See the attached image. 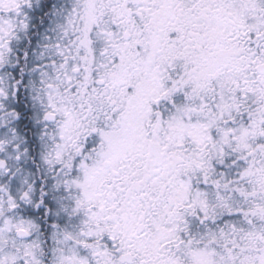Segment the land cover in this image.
<instances>
[{
  "label": "rangeland",
  "instance_id": "obj_1",
  "mask_svg": "<svg viewBox=\"0 0 264 264\" xmlns=\"http://www.w3.org/2000/svg\"><path fill=\"white\" fill-rule=\"evenodd\" d=\"M36 1L0 0V115L8 113L6 118L0 116V129L9 124L6 132L0 130V163L6 164L5 170L0 169V256L12 254L11 248L17 244L12 241L18 239L19 230L38 222L37 216L27 213L23 200L25 194H37L38 178L45 180L49 193H54L57 190L52 178L57 182L71 174L58 164L68 140L59 142L57 126L50 130L44 121V114L59 105L63 110L59 134L64 129L78 133L85 121L98 129L97 136L87 137L91 139L87 161L76 162V181L70 182L77 191L71 197L75 215L79 214L77 231L85 229L94 239L91 264H119L118 257L127 252H133L138 259L146 257L147 264H183L179 255L171 257L167 249H159L168 241L181 244V240L185 244L178 249L182 246L185 250V264H264V184L259 179L264 178V148L256 145L264 140V128H249L244 119L233 127L239 111L236 102L244 93L247 75L232 68L223 70L213 86L209 77L197 78L198 58L187 68L184 65L185 55L195 54L192 50H181L171 61L164 60L163 42L169 34H176L175 28L185 18L192 24L189 32H193L199 1L190 4V0H144L135 7L142 16L135 15L139 28L134 30L136 36L147 40L139 61L142 68H114L110 55L106 56L105 67L91 71L93 86L89 90L80 88L81 92L75 85L76 79L82 77L65 60L67 38L76 28L78 3L57 0L52 8L48 4L43 7L38 19L42 27L37 49L32 39L23 65L18 49L27 27L21 37H15L16 27L33 23L34 12L29 5L36 8ZM43 1L39 0L40 5ZM113 9L103 14L104 24L99 28L113 35L114 48L108 54L122 52L118 39L125 29L129 30L122 24L128 19L124 9ZM50 10L51 20L45 22ZM179 14L184 17L179 18ZM189 47L192 49V42ZM15 52L19 53L18 59ZM148 60L153 62L150 68ZM21 68L26 74L21 71L20 78L14 77L13 73ZM181 68L183 73L178 71ZM125 80L126 86L119 88L118 83ZM99 81L104 84L99 86ZM180 92L181 97L172 100ZM73 94H78L81 101L77 106L80 111L71 115L72 120H65V106L59 102L78 101ZM173 101L185 104L177 114L172 111ZM182 117H187L183 127L173 123ZM213 130L215 140L211 138ZM257 130L261 136L255 135ZM244 135V139L236 141ZM249 139L257 141L249 143ZM151 143L167 148L166 170L161 177L155 176V167L150 165V160L154 162L149 152ZM238 159H244L243 163L237 165ZM248 178H256L254 186L247 184ZM138 184L142 193L135 195L137 200L131 209L134 219L125 225L119 213L127 206L123 191H135ZM215 186L224 192L218 194ZM57 194L50 196L52 205L59 200ZM115 195L117 199L112 200ZM114 207L121 209L115 211ZM139 217L146 231L134 240ZM110 231L112 243L107 240ZM210 240L214 246L204 250L200 243ZM98 245H102L101 250H97Z\"/></svg>",
  "mask_w": 264,
  "mask_h": 264
},
{
  "label": "flooded vegetation",
  "instance_id": "obj_2",
  "mask_svg": "<svg viewBox=\"0 0 264 264\" xmlns=\"http://www.w3.org/2000/svg\"><path fill=\"white\" fill-rule=\"evenodd\" d=\"M61 1L67 2L68 0ZM70 1L75 4L78 3L79 14L76 16V28L69 33L67 38L65 60L74 67V73L82 77L76 79L75 85L80 92L82 91L80 88L89 90L93 86V72L91 71L103 69L105 67L104 61L107 60L106 56L110 55V64L114 65V68H124L125 70L142 68L143 63L139 61H142V55L145 52L142 45H147V40L146 37L136 36L134 30L139 28L135 20V15H142L139 10H135V7H140L144 0ZM198 1L195 15L197 24L193 25V32H189L192 24H190L188 18H185L181 22V25L175 28L176 34L171 33L165 39L166 45L163 42V47L166 51L164 60L171 61L174 59L175 54H181V50L187 53H190L192 50L195 54L185 55L183 58L184 65L187 68L189 62H193L195 58H198L199 67H197L200 72L197 78L202 76L207 80V77H209L213 86L217 80L216 77L223 70L232 68L233 70L245 73L247 75L245 89L241 95V99L236 102L238 103L236 107L239 111L235 114L233 127H238L239 121L244 119L246 121L245 124H248L249 128L258 130L264 128V0ZM52 2L49 0L46 3L44 0L40 5L39 0H37L36 8L30 4L29 10L33 9L34 12V16L32 15L33 23L30 22L27 24L25 22L22 28L19 25L16 27L15 37H21L23 35L22 32L24 33L27 27L24 42L18 49L19 53H22L21 59L24 62V67L25 61L28 59L32 39L35 41V48L37 49L38 31L42 27V24L39 27L40 22L38 19L42 15L43 7L45 9L48 4L52 8L54 6ZM194 3L195 0H190V4ZM40 8L41 11H39ZM113 8L118 12L122 8L124 9V14L128 19L122 24L128 26L129 30L125 29L121 38L118 39L122 44V52L116 50L108 54V50L114 48V42H112L113 35L101 31L99 28L104 24L103 14L110 12ZM185 13L188 15V11H185ZM47 15L45 16V22H47ZM178 16L179 18L184 17L183 14H179ZM20 21L18 20V22ZM177 21L179 22L180 19H177ZM159 32L161 34L163 33L162 30ZM190 42H192V49L189 47ZM2 43L1 40L0 45ZM166 46L168 47L166 48ZM58 47H61V44ZM19 53L15 52V58H19ZM168 53L169 56H167ZM115 57L118 59L116 60ZM146 64L150 68L153 62L148 60ZM21 71H23V74H26L25 70L21 68L17 73H13V76L20 78L22 76ZM50 71L51 75L54 74V68L51 67ZM178 71L183 73L182 68ZM126 81L118 83L119 88L126 86ZM22 82L23 79H20L19 84ZM98 84L102 86L104 82L99 81ZM121 92H124V90H121ZM181 95V92L179 95H174L172 100L175 97H177L175 99H178ZM73 96L78 101L71 99L69 101L59 102V104L64 103L66 112L64 113L65 120L67 118L72 120L71 115L75 114L76 111H80L78 107L81 101L77 97L78 94H73ZM117 98L121 99L122 96L118 94ZM75 102L77 105H75ZM110 106L112 107L113 105ZM62 114V106L57 105L54 107V110H49L44 114V121L50 130L54 129L53 126H57L56 137L59 142L68 140L69 143L65 148V153L59 156L58 164L60 163L59 166L65 170H70L71 174L67 178L59 179L57 182L56 178H52V186L57 190L54 193H49L48 187L45 185V180L38 178L39 187L37 194L32 196L27 195V200L24 201L27 213L30 216L33 214L37 216L38 222L32 223L29 229H24L27 233L26 238L12 241L17 243L15 245L16 248H11L12 254L6 256V258L0 256V264H91L89 259L92 257L91 253H93L95 247L91 245V242L94 239L89 237L85 229L79 232L77 231L76 220L79 214L77 213L78 216L75 215V204L71 202L72 195H76L77 191L71 188L72 184L70 182L72 180L74 182L76 181V175H74V172L78 170L76 162L87 161L85 158L89 150V143H91L90 137L89 139L87 137L91 135L97 136L98 129L89 127L85 121L84 128L80 132L74 133L69 129H64L63 134H59L58 128L61 123ZM238 114H240V119L238 118ZM258 130L255 135L261 136ZM244 137L245 135L242 138L240 137V139H244ZM255 141L257 140L249 139V143ZM256 145L258 148H264V140ZM166 151V147H161L163 159L162 165L160 164L159 167H155V161L152 163L150 160V165H154L155 167L153 172L157 177L163 176L166 170ZM71 176L74 178H70ZM96 176H99V173H96ZM114 176L117 175L114 174ZM255 179L248 178L247 184L254 186ZM259 179L261 184H264V178ZM56 193H58L59 200L55 205H52L50 196ZM123 193L125 195L124 199L127 201V206L126 210L122 209L119 213L127 219L125 225H128L134 219V214L131 209L135 200H137L135 195H140L142 191L137 192L131 188L124 190ZM65 196L67 200L63 198ZM106 197L108 200H111V197L107 194ZM116 199L117 195L112 197V200ZM120 209L119 207H114L115 211H119ZM136 229L139 235H133L134 240L141 238L146 231V227L140 217L136 224ZM110 237L111 235L109 237L107 235V240L109 239L112 243L114 239L112 238L113 240H110ZM99 242L101 243L102 240ZM175 244H169V247ZM177 248L178 246L172 251L171 256L179 255L180 258L181 252ZM98 249L101 250L102 245H98ZM98 256L103 257L101 255ZM13 257L17 259L11 261L10 259ZM118 261L119 264H147L146 257L138 259L133 252L121 254L118 257Z\"/></svg>",
  "mask_w": 264,
  "mask_h": 264
},
{
  "label": "bare ground",
  "instance_id": "obj_3",
  "mask_svg": "<svg viewBox=\"0 0 264 264\" xmlns=\"http://www.w3.org/2000/svg\"><path fill=\"white\" fill-rule=\"evenodd\" d=\"M51 1H53V2H52L53 5L56 4V0H51ZM51 13H52V11H50V12L48 13V15H47V21H50V20H51V19H50V17H51ZM54 48H55V46L53 45V46H52V49H51L52 52H54ZM183 106L185 107V104H184L182 101H174V102L172 103V111H173L175 114H177V113H178L177 110H178L180 107H183ZM195 112H197V110H195ZM7 115H8L7 112H3V113H1L0 116H1V118H6ZM186 121H187V117H182V118H176V119L173 121V123L175 124V122H177V123L179 124L178 127H183V125L186 124ZM212 121H214V117H212ZM8 126H9V124H6V125H5L3 128H1L0 130L6 132V130L8 129ZM175 133H177V131H176ZM223 135H224V134H223ZM211 138H212L213 140L216 139V134H215L214 130L211 132ZM238 140H239V138L237 139V141H238ZM116 144L118 145L119 142H116ZM243 161H244V159H238V160L235 161V163H237V165H239V164L243 163ZM227 170H229V169H227ZM227 170H226V171H227ZM2 187H3V186H1L0 188H2ZM216 190H217V192L220 193V194L224 192L223 189L220 188V187H217ZM204 221H207V220H204ZM110 240H113V239L110 237ZM214 244H215V242L212 241V240H210V241H202V242L200 243V245H202V247H203L204 250L207 249L209 246H210V247L214 246Z\"/></svg>",
  "mask_w": 264,
  "mask_h": 264
},
{
  "label": "water",
  "instance_id": "obj_4",
  "mask_svg": "<svg viewBox=\"0 0 264 264\" xmlns=\"http://www.w3.org/2000/svg\"><path fill=\"white\" fill-rule=\"evenodd\" d=\"M153 154H155V155H156V152H155V151H153ZM0 168H2V169H3V168H5V165H4V164H0ZM20 237H23V236H22V233H20Z\"/></svg>",
  "mask_w": 264,
  "mask_h": 264
}]
</instances>
